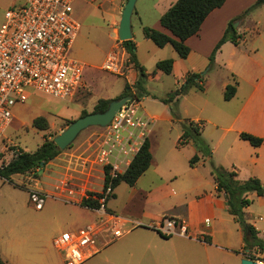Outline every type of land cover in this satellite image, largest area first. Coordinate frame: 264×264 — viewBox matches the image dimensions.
Segmentation results:
<instances>
[{"label": "crops", "instance_id": "1", "mask_svg": "<svg viewBox=\"0 0 264 264\" xmlns=\"http://www.w3.org/2000/svg\"><path fill=\"white\" fill-rule=\"evenodd\" d=\"M95 1H98V6L104 8V10L112 7L121 17L127 0ZM162 1L156 0L153 7H159ZM175 1H167L169 6L162 12L158 22L154 25L156 29L171 36L173 34L170 30L161 25L160 17ZM254 2L256 0H225L221 7L214 9L208 15L199 33L186 40V44L191 49L187 57H181L174 49L176 53L172 55L174 67L171 74L178 77L176 87L184 83L189 73H199L210 63V51L213 46L207 43V32H214L216 26L221 25L220 32L215 40L220 39L223 35L221 32L228 21L241 15L239 13ZM262 6V11L255 17L257 22L263 19L264 16V4ZM134 14L141 22L145 19L142 10L136 6ZM239 21L240 26L238 29L240 31V27L246 21L245 18H241ZM119 23L120 21H114V32L118 29ZM78 36L79 31L73 43H75ZM117 45L122 48V52H110L109 55H124V57L129 55L119 39ZM225 48H229L230 51L232 49L233 57L244 61L246 66L236 71L233 58L224 59L222 57ZM262 48L264 49V44ZM252 49H255L253 55ZM260 49L261 47L254 48L252 44H248L243 39L238 45L230 41L225 43L222 50L216 54L215 61L217 64L234 70L229 77L227 76L228 78L221 80L217 85L219 98L222 100V103L218 102L219 113L205 114L206 108L201 107L199 114L193 116L186 114L183 118L180 114V117L176 120L171 112L173 110L172 103L166 104L163 102L164 107L161 114L148 109L144 111L142 107L143 111L149 116L152 115L151 117L155 120L150 134L154 131L155 123L160 120H168L170 123H183L193 120L200 123L203 127L202 136L210 145L212 154L210 156L204 155L192 141L182 145L179 144L183 133V127L181 126V131L177 134L176 150L182 152V149L187 147L193 155L198 154L200 156L199 161L191 165L190 154L188 153L177 156L178 161L165 165L152 155L153 158L149 168L136 182L138 183L142 178H146L148 185L138 187L135 183L131 187L128 198L124 202L116 204L114 209L122 215L139 218L145 222L158 220L165 215L184 219L187 223V232L165 236L155 229L138 227L117 240L100 255L90 258L83 264H241L242 258L248 257L244 249L245 230L234 215L229 212L224 194L217 193L211 161L217 166L235 169L238 178L241 180L256 176L264 183V143L260 146H253L249 141L240 137L242 132L264 137V52L261 53ZM257 55V58H253ZM126 60V64H123L120 71L115 75L116 77H124L126 83L133 87L139 73L135 66L128 62V57ZM145 69L150 75L151 73L148 72L147 68ZM163 74L166 73L157 70L154 74H151L154 75L151 77L162 80ZM235 81H237L236 93L231 99L226 100L224 97L226 86ZM210 82L211 80L200 82L205 94L208 93ZM84 86L87 91L84 92L81 99L74 96L71 99L64 100L72 102L73 99V101L79 103L76 109L79 116L94 95H98L103 99H114L123 93L119 94L118 92L111 96L107 92L108 89L104 90V87L98 84L97 80L96 85ZM164 97L166 96H160L159 98ZM99 99L96 100V103ZM208 103L209 100H206V104ZM61 110L63 113L68 111V109L60 106H56L54 109L58 113ZM209 126H212L210 131H208ZM149 136L150 150L153 152V142H151ZM87 144L89 145L85 148V151L93 150L89 155V159L96 165V182L92 179L91 172L85 169L82 170L81 176L71 181L74 191L72 195L69 196L66 187L64 189L61 186L63 192L68 197L74 198L73 202L77 205H80V201L89 191L101 193L105 184V171L96 163L98 140L96 139V143L90 141ZM85 154L87 153L85 152ZM119 185L115 187L112 195L116 200L119 195ZM248 197L252 199V203L245 208L246 220L257 229L259 237L264 239V195H257L253 192ZM84 208L86 207L84 206ZM109 209L116 212L111 206ZM9 250L12 254L11 257L5 256L4 252L0 250L1 256L7 264H65L64 258L57 251L56 253L48 249L46 244L32 246L24 237L13 239L10 242ZM253 254L259 264H264V250L263 252L255 250Z\"/></svg>", "mask_w": 264, "mask_h": 264}, {"label": "rangeland", "instance_id": "2", "mask_svg": "<svg viewBox=\"0 0 264 264\" xmlns=\"http://www.w3.org/2000/svg\"><path fill=\"white\" fill-rule=\"evenodd\" d=\"M155 1L137 0L136 7L142 10L145 19L141 22L135 14L132 17V39L136 44L135 54L139 63L151 74H154L153 71L156 70V63L159 59L172 58V55L176 53L171 45L161 48L144 34L143 27L147 25L155 28L154 25L158 22L159 16L169 6L168 0H163L159 7L154 8ZM17 4H21V0H0V25L4 20L5 12ZM262 5L253 8L243 16L246 22L239 31L248 44H252L254 48L261 47V53L264 52L262 48L264 44V16L258 22L255 21V17L262 11ZM249 7L243 9L239 14H243ZM74 16L81 26L79 36L72 44L70 55L85 66L84 85H96L97 80L104 90L108 89L109 95L114 96L118 92L120 94L127 84L125 78L116 77V72L102 68V66L110 52H122V48L117 45V30L113 31L114 21H120L121 17L112 7L104 10L98 6V1L89 0H78L75 3ZM239 20L234 21V24ZM228 23L222 30V34H224ZM220 28L221 25H218L214 32L208 31L206 34L207 43L213 46L211 53L220 40H215ZM222 47L219 51L222 50ZM225 49L222 57L224 59L233 58L236 71L246 66L244 61L233 57L232 49L231 51L229 48ZM252 50L253 55L255 49ZM117 57L121 67L126 64L129 55L125 56L126 58L124 55H117ZM257 57L258 55L253 56V58ZM232 72H234L233 69L224 65L220 66L216 61L209 63L199 72L203 76V82L211 80L208 93L205 94L203 89L191 87L177 102L172 103L173 111L177 115L174 117L173 111H171L173 117L178 120L180 114L182 118L186 114L190 116L199 114L201 107L206 108L205 114L219 113L218 102L222 103V100L219 98L217 85L221 80L228 78ZM151 74L144 80L141 89L142 107L144 111L148 109L161 114L164 104L159 97L167 96L177 86L178 77H175L174 74H163V79L158 80L152 78L151 76L154 75ZM132 88L135 89V87ZM86 91L84 86L77 92L78 95L76 94L75 98L81 99ZM99 98L101 97L94 95L83 111L93 112L96 108V100ZM206 100H209L208 104H206ZM56 106L68 109L67 113H63L62 110L61 114L54 111ZM78 106L79 103L73 99L72 102L64 101L37 91H33L25 102H18L13 109L16 117L5 133L4 145L2 144V153L0 154V166L8 163L17 149L35 151L44 142L45 137L54 138L61 133L71 121L82 115L81 113L79 116L76 111ZM40 115L45 116L49 121V127L45 130H39L33 126V120ZM181 126L182 123H170L168 120H160L155 123L154 131L149 137L153 142L152 155L160 163L167 165L178 161L177 156L188 153L190 159L194 156L187 147L183 148L182 152L176 150L177 134L181 131ZM105 128L106 126H92L83 130L70 146L61 149L60 154L42 168L24 174H16L10 179L0 178V250L4 252L5 256H12L9 250L10 242L17 237H24L27 238L30 245L46 244L48 249L53 252L57 251L63 257L54 246V237L62 231L77 229L97 217V214L87 207L75 204L74 198L68 197L61 186L65 189L67 181L72 187L71 181L81 176L82 170L85 169L91 172L92 179L96 182V165L89 159L93 150L85 151V148L88 147L87 143L90 141L96 143V139ZM210 129L212 126H209L208 131ZM145 179L139 180L136 183L137 186H147L148 181ZM131 187L126 182H122L118 188L117 200L112 196L108 206L116 211L114 206L128 198ZM35 190L49 195L42 209H37L31 200V194ZM108 247L104 248L99 255Z\"/></svg>", "mask_w": 264, "mask_h": 264}, {"label": "built area", "instance_id": "3", "mask_svg": "<svg viewBox=\"0 0 264 264\" xmlns=\"http://www.w3.org/2000/svg\"><path fill=\"white\" fill-rule=\"evenodd\" d=\"M77 1L21 0L5 12L0 25V154L18 102H25L33 91L67 100L84 87L85 66L70 55L81 26L74 16ZM102 68L118 73L121 67L117 55H109ZM154 121L143 111L141 98L132 95L97 138L96 163L104 169L108 184L102 195L95 197L99 206L87 207L97 214L94 220L54 237V246L65 264H83L138 227L152 228L165 236L187 232L184 219L165 215L145 222L108 207L114 180L126 171L150 135ZM65 187L69 196L74 193L69 182ZM48 197L40 190L31 194L37 209L44 207Z\"/></svg>", "mask_w": 264, "mask_h": 264}, {"label": "trees", "instance_id": "4", "mask_svg": "<svg viewBox=\"0 0 264 264\" xmlns=\"http://www.w3.org/2000/svg\"><path fill=\"white\" fill-rule=\"evenodd\" d=\"M225 0H176L175 3L160 17V23L163 27L170 30L173 36L150 26H144V34L151 39L159 47H164L171 44L181 57H187L190 53V47L186 44V40L198 34L202 24L208 15L216 8L221 7ZM264 4V0H256L243 14L233 18L218 41L216 47L210 55V63L215 62L216 54L221 49L222 45L228 41L238 45L243 40L242 34L234 21H237L251 11L253 8ZM122 45L129 53V63H132L138 70L139 76L132 88L128 83L125 86L124 95H136L140 97L143 88V82L149 75L144 66H142L135 54L136 44L133 39L122 41ZM174 67V59L166 58L159 60L156 64V70H162L166 74H171ZM203 81V76L200 73H189L184 83L174 90L170 91L166 97L161 100L165 103H175L180 97L185 94L191 87L203 89L200 82ZM237 90V81L226 86L224 97L226 100L231 99ZM134 92V93H133ZM141 98V97H140ZM112 99H99L96 108L93 112L104 111L107 109ZM174 110V109H173ZM172 110V111H173ZM88 112L83 111L82 115ZM174 117H177L173 111ZM81 115V116H82ZM176 115V116H175ZM72 122V121H71ZM70 122V123H71ZM33 126L39 130H45L49 127V121L45 116H37L33 120ZM183 133L179 144H185L192 141L196 148L203 152L204 155L212 154L210 145L202 136L203 127L200 123L193 120H188L182 123ZM240 137L249 141L253 146H260L264 143V137H259L251 133L242 132ZM16 149V148H14ZM61 152V149L55 143L54 138L45 137L44 142L38 146L35 151H25L17 149L12 159L0 166V178L10 179L16 174H24L46 166L50 161L55 159ZM152 152L150 150V141L148 138L144 141L138 153L134 156L130 165L123 174L114 180V187H117L121 182L133 186L139 177L149 168L152 161ZM200 159L198 154H195L190 159V164H196ZM212 173L216 181V190L218 194L223 193L226 197L228 210L234 215L237 221L244 228H248L249 233L245 232L246 255L249 258L256 259L253 252L264 250V239L259 237L257 229L247 222L245 217V208L252 203V199L248 197L250 193L255 192L257 195H264V183L256 176L241 180L238 178V173L235 169H226L223 166H217L211 161ZM108 176L105 177L104 188L107 187ZM102 193L89 191L80 201V205L85 207H98L99 201L95 197H100ZM0 264H7L0 254Z\"/></svg>", "mask_w": 264, "mask_h": 264}, {"label": "water", "instance_id": "5", "mask_svg": "<svg viewBox=\"0 0 264 264\" xmlns=\"http://www.w3.org/2000/svg\"><path fill=\"white\" fill-rule=\"evenodd\" d=\"M137 0H127L123 10L117 29V38L120 41L130 40L133 38L132 33V16L135 10ZM240 21L235 23L238 27ZM132 98V95H124L114 98L110 101L108 107L104 111L90 112L86 115H82L79 118L73 120L61 133L54 137L55 143L60 149H65L70 146L74 140L80 135V133L92 126L105 127L107 126L115 114ZM245 232L248 234V228H245ZM241 264H259L258 260L243 257Z\"/></svg>", "mask_w": 264, "mask_h": 264}]
</instances>
